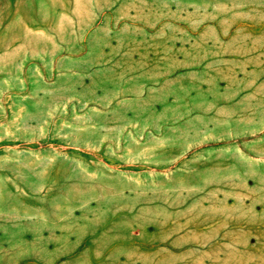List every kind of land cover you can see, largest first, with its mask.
<instances>
[{"label":"rangeland","instance_id":"obj_1","mask_svg":"<svg viewBox=\"0 0 264 264\" xmlns=\"http://www.w3.org/2000/svg\"><path fill=\"white\" fill-rule=\"evenodd\" d=\"M240 28L264 42V0H0V264H104L93 242L130 167L97 122L162 70L184 96L189 42Z\"/></svg>","mask_w":264,"mask_h":264},{"label":"crops","instance_id":"obj_2","mask_svg":"<svg viewBox=\"0 0 264 264\" xmlns=\"http://www.w3.org/2000/svg\"><path fill=\"white\" fill-rule=\"evenodd\" d=\"M217 34L186 47L184 96L162 70L155 96L142 87L135 107L97 122L130 167L93 242L104 264H264V42L243 28ZM165 51L178 55V43Z\"/></svg>","mask_w":264,"mask_h":264}]
</instances>
